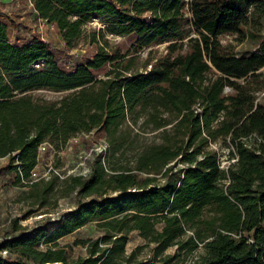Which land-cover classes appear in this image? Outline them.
Returning <instances> with one entry per match:
<instances>
[{"label":"trees","instance_id":"1","mask_svg":"<svg viewBox=\"0 0 264 264\" xmlns=\"http://www.w3.org/2000/svg\"><path fill=\"white\" fill-rule=\"evenodd\" d=\"M37 18L50 23L64 48L55 52L39 38L12 43L0 19V159L10 184H28L42 208L57 201L51 175L33 181L43 150L77 134L105 138L109 156L129 141V132L149 128L157 142L144 144L131 165L96 155L84 177L61 180L75 207L53 223L31 228L9 220L0 240V264H140L126 254L129 233L155 244L154 259L170 264L199 249L186 264H264V5L250 12L233 0H28ZM253 4V3H252ZM98 20L84 61L72 60L83 26ZM105 35L127 46L110 45ZM222 35L257 39L254 51L238 55ZM166 44L148 69L137 70L138 52ZM147 67V66H146ZM67 92L54 101L33 90ZM225 144L228 164L210 148ZM1 173V171H0ZM31 212V211H30ZM93 223L98 235L69 258L58 240ZM47 245L45 248L41 246ZM174 246L172 254H162ZM2 252H5L2 254Z\"/></svg>","mask_w":264,"mask_h":264},{"label":"rangeland","instance_id":"2","mask_svg":"<svg viewBox=\"0 0 264 264\" xmlns=\"http://www.w3.org/2000/svg\"><path fill=\"white\" fill-rule=\"evenodd\" d=\"M233 2L240 9L248 12L252 10V6L255 3H262L264 5V0H233ZM0 19L5 20L7 23L12 22L9 28V40L14 44L29 43L37 37L55 52H59L64 48L61 37L53 25L37 18L32 4L28 0H0ZM102 27V24L96 19L83 26V35L77 41L75 48L67 51L68 54L72 55V60L84 61L86 51H90L91 53L93 50L90 48L92 35L95 34L99 44H103V39L98 35L99 29ZM104 38L110 45L120 44L126 47L128 44L126 43L127 40L122 37L105 35ZM220 41L238 55L244 54L246 51H254L258 43L257 39L247 38L241 40L236 35H222L220 36ZM165 47L166 44L154 45L136 53L137 70L148 69L150 65H146V63H152L156 58L163 55L165 53ZM88 52L86 54L89 55L90 53ZM259 72L261 78H264V69H260ZM28 94L33 98L54 101L60 99L67 92L38 89L30 91ZM256 97L257 101L264 103V87L256 93ZM133 128L130 132L128 129L129 141L113 157L107 154L109 151H106L107 141L105 138L95 140L93 138L91 139L88 134H77L58 147L52 146L49 150H41L39 153V161L34 169L35 175H31V179L33 181L44 179V183H39L34 188L40 190L45 186V181L49 180L51 175L58 176V179L50 180L58 196L57 201L53 204V198L50 196L49 201L42 208H39L35 204L34 199L30 197L33 189L26 182L22 185L10 184L7 181L9 171L4 168L6 159H0V240L4 236H8L7 230L11 218L19 217L20 225L31 228L44 220L56 223L64 213L72 210L76 205L77 198L74 192L62 196L61 180L69 175L86 177L91 170V162L96 155H101V159L108 158L109 163L131 165L134 155L144 144L159 140L156 136L157 131H152L149 128L142 130H139L137 127ZM210 148L220 153L221 165L226 167L230 160L227 155L229 148L221 140L211 143ZM98 233L99 231L96 230L95 225L89 223L59 239L58 242L59 245H71L72 249L69 250V258H74L78 255L85 254L83 244L75 243L74 241L76 239L84 240L87 237L96 236ZM46 246L43 244L41 248H45ZM125 247L126 254L134 251L132 257L133 262H139L140 264H159L154 259L155 244H146L138 235V232L132 231L129 233ZM174 249V246L167 247L162 254H172ZM4 253L2 252V254ZM202 253L203 249H199L189 255L184 263L186 264L188 261L196 259ZM170 264L181 263L180 260H174Z\"/></svg>","mask_w":264,"mask_h":264},{"label":"built area","instance_id":"3","mask_svg":"<svg viewBox=\"0 0 264 264\" xmlns=\"http://www.w3.org/2000/svg\"><path fill=\"white\" fill-rule=\"evenodd\" d=\"M45 148V143H42L41 145H40V147H39V150H43ZM31 175H35V173L34 172H32V174Z\"/></svg>","mask_w":264,"mask_h":264},{"label":"water","instance_id":"4","mask_svg":"<svg viewBox=\"0 0 264 264\" xmlns=\"http://www.w3.org/2000/svg\"><path fill=\"white\" fill-rule=\"evenodd\" d=\"M45 264H57V263H45Z\"/></svg>","mask_w":264,"mask_h":264},{"label":"crops","instance_id":"5","mask_svg":"<svg viewBox=\"0 0 264 264\" xmlns=\"http://www.w3.org/2000/svg\"><path fill=\"white\" fill-rule=\"evenodd\" d=\"M34 13H35V11H34ZM36 14V13H35Z\"/></svg>","mask_w":264,"mask_h":264}]
</instances>
